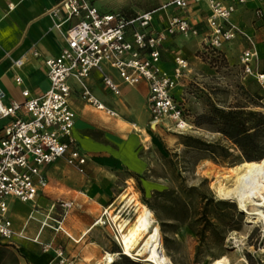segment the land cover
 <instances>
[{
	"label": "crops",
	"instance_id": "crops-1",
	"mask_svg": "<svg viewBox=\"0 0 264 264\" xmlns=\"http://www.w3.org/2000/svg\"><path fill=\"white\" fill-rule=\"evenodd\" d=\"M62 1L0 0V88L4 104L23 102L24 90L29 92V97H39L49 88L44 60L60 54L65 45L63 32L67 24L64 23L58 29L55 25L59 21L48 11ZM87 1L101 14L119 12L132 17L152 11L151 30L154 33L165 28L171 17L187 20L198 29L199 35L186 38L176 33L168 36L160 48V66L171 73L174 57L181 56L189 64L187 73H190L192 67L208 70L200 53L208 35L206 21L210 8L207 2H189L186 8H179L169 5L171 0ZM221 1L235 6L231 22L243 33L253 37L259 62L264 55V26L263 23H259L260 27H257V23L253 26L251 21L254 20L255 10L264 7V0H248L244 4L237 0ZM60 16L64 18L65 14L61 13ZM234 39H237L239 60L241 51L247 48L248 43L239 33ZM222 51L225 53L223 47ZM18 60L22 61L20 66L16 64ZM101 69L118 84L120 95L113 94L103 85L100 70L90 73L87 86L96 99L120 118L87 104L80 97L78 83L73 79L68 80L71 86L70 104L75 112L73 137L77 148L86 157L84 172L80 173L75 167L68 165L65 158H59L52 164L41 166L46 186L39 191L34 201L21 202L15 198L8 200L7 217L11 221L14 235L9 240L0 241V264H55L53 250L44 252L42 244L63 248L65 254L74 258L77 264H93L107 252L102 253L90 235L94 229L103 225V220H107L111 227L109 217L106 219L103 212L112 211L114 214L119 197L106 202L105 197L100 195L103 191L98 183L100 169L92 175L87 170L90 167L99 168L97 160L108 159L107 154L120 153L119 149L116 151L111 147L112 144L120 146V150L124 148L125 154L134 153L139 140L133 130H142L146 123H150V113L147 105L148 86L145 82L128 85L107 64H103ZM16 78H20L19 84ZM182 85L181 80L174 90L175 97ZM7 121L0 119V137ZM90 131L99 132L101 139L93 138ZM117 154L114 155L123 159ZM15 202L22 203L27 209L14 213ZM123 207L129 209L124 205ZM100 219L101 224L98 223ZM87 229L89 231L84 234ZM35 238L41 244L35 242ZM89 258L92 260L89 261Z\"/></svg>",
	"mask_w": 264,
	"mask_h": 264
},
{
	"label": "built area",
	"instance_id": "built-area-1",
	"mask_svg": "<svg viewBox=\"0 0 264 264\" xmlns=\"http://www.w3.org/2000/svg\"><path fill=\"white\" fill-rule=\"evenodd\" d=\"M201 1L207 2L210 8L203 50H222L225 43L242 33L248 46L239 55L241 74L244 79L253 77L264 93V72L256 68L258 54L255 44L250 36L231 22L235 11L233 4H225L221 0H171L169 5L186 8L189 2ZM246 1L237 0L240 4ZM48 12L59 21L55 25L58 29L67 24L63 32L65 45L60 54L44 60L49 88L39 97H29V92L24 90V101L10 104L2 102L3 91L0 88V119L8 120L0 137V241L9 240L14 235L7 217L8 200L15 198L21 202H32L46 186L41 166L65 158L68 165L80 173L84 172L86 157L77 148L73 137L75 112L70 104L69 79L80 86L82 100L114 115L91 94L87 86L90 73L100 70L103 85L113 94L120 95L118 84L101 69L103 64H107L117 71L125 84H147L150 124L162 125L180 134L192 128L174 95L189 64L185 58L175 56L173 70L168 73L160 66V48L168 36L176 33L186 38L199 35L197 28L174 16L165 28L154 33L151 30L152 11L132 17L119 12L101 14L87 0H63ZM61 13L65 14L64 18H61ZM256 13L260 16L262 12L257 10ZM16 64L20 66L22 61L18 60ZM16 82L19 84L20 78H16ZM103 216L108 218L106 210ZM115 239L118 243L116 236ZM34 241L41 244L37 238ZM42 249L44 252L53 250L55 264H77L61 247L42 244Z\"/></svg>",
	"mask_w": 264,
	"mask_h": 264
},
{
	"label": "rangeland",
	"instance_id": "rangeland-1",
	"mask_svg": "<svg viewBox=\"0 0 264 264\" xmlns=\"http://www.w3.org/2000/svg\"><path fill=\"white\" fill-rule=\"evenodd\" d=\"M257 10H261L260 16ZM257 10L251 23L253 26L263 23L264 26V7ZM239 34L245 38L242 33ZM223 50L227 54L224 62L211 65L203 59L207 71L192 67L190 73L186 72L182 78L183 85L176 93V100L192 123L190 130L180 134L162 125L146 123L142 130H133L139 140L134 153L125 154L124 148L120 150V146L112 144V148L120 151L114 154L121 155L123 159L107 154L108 159L97 160L99 168L90 167L87 170L92 175L100 169L98 183L103 189L100 195L105 197L106 202L130 193L152 211L154 223L161 224L159 229L165 252L175 264H212L219 257H226L228 264H264L263 223L250 222L245 213H237L235 203V207H219L209 201L211 198L220 199L212 184L218 173L224 174L240 163L237 158L239 151L219 132L197 125V116L208 112L211 105L223 109L242 107L264 114V95L258 97V86L241 74L237 61V39L224 44ZM256 68L258 71L264 69V55ZM89 134L101 139L97 131H90ZM188 137L219 144L227 148L229 155L224 160L212 159L208 151L184 145ZM206 203H209L210 211L220 216V220H213L214 227L206 224L205 220H197ZM123 205L116 203L113 213L121 211L122 218L134 221L135 211L125 209ZM13 209L14 213H20L27 206L15 202ZM111 227L107 220H103V225L94 229L90 237L102 253L114 254L112 264H125V255L115 239L117 227L114 223ZM202 230L204 233L200 235Z\"/></svg>",
	"mask_w": 264,
	"mask_h": 264
},
{
	"label": "bare ground",
	"instance_id": "bare-ground-1",
	"mask_svg": "<svg viewBox=\"0 0 264 264\" xmlns=\"http://www.w3.org/2000/svg\"><path fill=\"white\" fill-rule=\"evenodd\" d=\"M212 187L220 199L235 203L250 222L261 221L264 225V156L257 161L244 160L231 167L228 172L218 173ZM129 194H122L118 201L124 202L125 207L135 211L134 221L122 218L119 213L107 212L109 221L117 227L116 237L120 251L136 261L175 264L163 247L159 229L161 224H155L152 211L134 194ZM98 221L102 223L101 219ZM88 231H84V234ZM88 260L91 261L92 258ZM114 260V254L105 252L93 264H112ZM212 264H228V260L226 257H219Z\"/></svg>",
	"mask_w": 264,
	"mask_h": 264
},
{
	"label": "trees",
	"instance_id": "trees-1",
	"mask_svg": "<svg viewBox=\"0 0 264 264\" xmlns=\"http://www.w3.org/2000/svg\"><path fill=\"white\" fill-rule=\"evenodd\" d=\"M200 53L203 59L211 65H216L217 63L225 61V55L222 50H203ZM260 71L264 72V69ZM247 78L250 82L258 86V91L256 92L258 97H263L264 94L256 80L253 77ZM195 123L199 126H206L219 132L230 140L239 151L237 157L239 162L244 160L257 161L264 156V114L260 111L245 110L242 107L223 109L211 105L208 112L197 116ZM183 143L188 147H197L208 151L212 159L224 160L229 155L227 148L216 143H205L191 137L186 138ZM209 201L214 202V205L219 207L236 206L233 202L228 200H214L211 198ZM201 211V215L197 220H205V223L212 227L216 225L213 220H220V216L213 213V210L210 211L209 203H206ZM237 211V213H241L239 210ZM202 233H204L203 230L200 235H202ZM123 259L125 264H144L140 261L131 260L126 256H123Z\"/></svg>",
	"mask_w": 264,
	"mask_h": 264
}]
</instances>
